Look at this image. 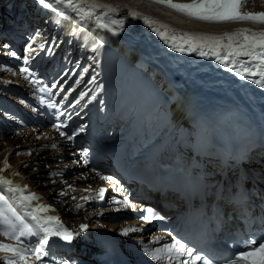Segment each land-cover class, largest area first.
I'll use <instances>...</instances> for the list:
<instances>
[{
  "label": "snow or ice",
  "instance_id": "obj_1",
  "mask_svg": "<svg viewBox=\"0 0 264 264\" xmlns=\"http://www.w3.org/2000/svg\"><path fill=\"white\" fill-rule=\"evenodd\" d=\"M36 2L44 9L50 10L58 25L62 22H70L73 25L71 33L73 36L84 34V43L81 47L87 48L90 46L93 51H98L104 46V37L94 34L78 24L77 20L68 14L69 9L75 11L81 21L92 19L97 29L110 32L113 35H117L123 28L124 21L112 17V14L117 11V7L103 3L101 0H36ZM153 2L175 10L184 17L200 21L226 23L252 20L264 24V12L242 13L239 10L244 0H188L184 3L174 2V0H153ZM97 9L100 11L97 12ZM129 15L137 16L138 13L135 10H130ZM144 20L149 23L148 17H144ZM158 23L159 27L156 26ZM150 26L157 36L173 51L196 53L201 57L214 58L225 69L233 72L241 79L250 80L261 89H264V30L255 31L241 28L221 34L178 32L176 29L169 31L166 24L154 20L150 22ZM4 47L7 48V45ZM54 47V44L40 45V48L48 53H51ZM28 49L31 52L32 46L28 45ZM9 54L13 57L17 55L15 52ZM23 60L24 63L19 68V72L33 86V93L41 94L40 103L42 105L57 108L58 103H63V101L51 102L53 89L59 88L64 94V99L68 98L69 93L76 91L75 87L65 91L63 83L60 82L51 83L50 86L45 85L44 81L37 78L36 73L27 67L29 56H25ZM96 62L99 63V61ZM87 71L88 69L85 68L84 72ZM82 77L83 74L81 73L80 78L75 80L76 85L82 83ZM93 84H96L95 75L87 81V85ZM101 91L102 86L96 84L95 88L80 91L78 98L72 103L79 104L85 100L90 103L97 99V94ZM63 116L64 113H61V117ZM67 125V119H58L53 127L62 137L66 136L68 140H72L78 132L84 131V128L80 127L74 129L69 135L62 131ZM84 162L86 164L87 160L85 159ZM4 166L5 168L9 167L7 159ZM100 178L107 181L113 180L111 176H100ZM85 191L89 192L90 195H97L91 189H85ZM105 191L101 188L98 195L102 198ZM26 192H28L27 185L21 187L14 184L12 180L0 176V235L15 241V243L0 242V264H47L51 255L49 242L52 238H59L61 241L70 244L75 237H78L89 227L81 223L78 232L70 231L61 222L59 216L46 215L50 210L54 211L51 205L37 204L32 206L31 202L38 200L39 197L30 192L25 194ZM9 195L11 201L21 205L26 210L22 212L15 207L6 198ZM60 195H65V193L61 192ZM75 199L73 197V200ZM81 199L87 200L89 196L85 195ZM124 202L127 203V198ZM76 207L79 208L81 205H76ZM146 211L150 215L141 217L145 221L151 218L164 219V217L156 215L152 208H147ZM135 230L125 228L121 231V234L127 235L130 231ZM237 248L240 250L232 249L227 256L210 255L205 249L190 246L188 242L183 241L181 238L172 236L171 242L165 244L162 248H156L155 250L145 248V251L151 260L161 261L167 257L170 264L172 261H175L176 264H264V235L257 239L248 234L242 242H237ZM257 252L260 253V257L258 260H254L253 256ZM60 264H69V262L63 260Z\"/></svg>",
  "mask_w": 264,
  "mask_h": 264
},
{
  "label": "bare ground",
  "instance_id": "obj_2",
  "mask_svg": "<svg viewBox=\"0 0 264 264\" xmlns=\"http://www.w3.org/2000/svg\"><path fill=\"white\" fill-rule=\"evenodd\" d=\"M251 1L254 2L253 6L250 5ZM251 1L246 5V9L239 10L242 11V13L264 12V0ZM101 2L116 6L117 11L112 14V17L122 19L124 21L123 28L117 35L97 29L94 20L92 19H85L81 21L80 17L72 9L68 10V14L72 18L76 19L78 24H81L94 34L104 37L105 48L101 51L104 55L103 57L115 58V54L118 55L117 59L113 61V64L107 63L112 67L110 71L107 69V73L104 75L105 80H111L108 83V88L110 86L117 87L118 83L121 82L124 89V96L127 95L128 91H134L136 86L141 85L143 82L140 79L128 76V74L135 72V69L140 70L142 76L145 75L146 78H150V82L146 81L149 84L148 86L146 84H142L141 88L144 90L137 98L136 103L134 102L131 105L130 102L132 101L127 102L126 107L131 105L127 110V114L134 105L139 106V110L136 112V115L149 105L151 110L148 115H152L149 117L147 116L145 118L146 121L158 117L159 121L156 122L158 126L161 120L165 119V134H171L174 130L180 132L186 129L188 125V121L186 120L187 116L185 115L190 109L188 105L190 98L196 99L202 98L205 95H211L215 98L224 97V99L229 102H233L246 120L253 119L251 110L253 112L256 110L264 122V89H261L250 80L245 81L241 79L233 72L225 69L214 58L201 57L196 53L173 51L152 30L150 22L153 20L162 22L168 26L169 31L176 29L178 32L187 31L190 33L207 34L233 32L241 28L260 31L264 30V24L256 23L252 20L231 21L226 23L200 21L184 17L175 10L168 9L164 5L153 2V0H101ZM174 2L184 3L188 2V0H174ZM130 10H135L138 15H129ZM99 11L100 10L97 9V12ZM144 17L149 18V23L145 22ZM62 25L64 26L65 38L69 34L68 31L69 29H72L73 25L71 26L70 22H62ZM156 26L159 27V23ZM78 43L81 46L84 42ZM101 52L98 50V54H101ZM153 52H158V54L160 53L162 56L157 58L152 57L151 54H153ZM104 63L106 65V62ZM175 65L177 68H175ZM174 75H178V84H175V81H173ZM141 79H143V77ZM137 90L139 89L137 88ZM159 93H163L161 98H157V95H154ZM163 98H166L168 108H161L159 106V102L162 101ZM154 101H158V106L154 103ZM156 129L157 127L153 128V133L157 132ZM59 141L65 146V148H68L66 138H60ZM70 155L77 156V153L71 152ZM80 167L89 168L84 162L80 163ZM47 176L49 177L50 175ZM100 176L102 175L88 169L86 178L88 180H93L92 183H95L96 185L93 186L94 190L92 192L98 194V191L101 188L109 186L110 191L108 193H111L108 194L106 203H101L96 200V205L99 206L96 208L95 214L100 208L111 210L116 205L125 207L135 205V203L131 200L125 203L124 193L114 187V185L110 184L109 181L101 179ZM45 177L46 176L44 175V178ZM13 182L16 185H22L21 178H13ZM52 194L53 193H49V198H51V200L56 199L53 197L54 195L52 196ZM145 194L149 195L148 192L140 194V199L142 201H147ZM82 200L83 199H81V201ZM10 202H12L14 206L19 208L22 212L26 210L21 207V205H17L13 201ZM64 202L65 207H56V205L54 206L50 203L45 196L33 201L31 204L32 206L37 204L51 205L54 211L50 210L46 213V215L59 216L64 226H78L82 223V221H79V217H81V214L83 213L76 211H80V209L86 210V206H81L78 209H75V205L71 206V197ZM91 207L92 206H89V208ZM72 213L75 217H71ZM86 214H84L86 215L84 220L90 221V226L100 227H105L107 224L104 220H112L115 215L123 216L121 214L114 213L113 216L103 215V217L98 218L95 215L93 216V211L92 213ZM151 226L152 225H147L145 232H143L140 230V222L128 223L125 219L121 220V222L117 221L110 223L109 228L120 234L123 238L124 247L133 256V258L139 260L140 256L146 253L145 248L150 249V245L154 244L155 237L162 236L161 233L149 232ZM123 228L136 230L128 236H125L121 234ZM73 243H76V241L74 240ZM81 251H85L83 245L81 247ZM73 255L76 257L84 256L83 253L81 255L73 253Z\"/></svg>",
  "mask_w": 264,
  "mask_h": 264
},
{
  "label": "rangeland",
  "instance_id": "obj_3",
  "mask_svg": "<svg viewBox=\"0 0 264 264\" xmlns=\"http://www.w3.org/2000/svg\"><path fill=\"white\" fill-rule=\"evenodd\" d=\"M250 1L251 0H244V3L242 7H240V9L242 10L246 9V5ZM253 4L254 2L251 1L250 5L253 6ZM13 5L14 7L17 8L19 21H23L29 24L31 23L29 19L32 18V20L36 24L32 26V29L31 26H27V28L24 29L23 32L17 34L18 37L24 38V41L21 43L22 48L20 53H18L13 48L12 50L10 49L8 50L7 48H5L4 47L5 39L0 36V50L3 52V53L0 52V88H3V86L8 88H16L19 89L21 93L26 92L24 88H27L28 90H30V92L33 93V86L28 81H26L19 72V68L24 63L23 58L27 56L26 52L29 51L28 45H31L33 43H39L40 45V43H42L46 39V43H50V44L53 43L56 46L59 41L61 32H63V30L62 27L59 28L57 25L54 26L53 28L50 26L49 21H51V23L54 22L55 20L54 15L51 16L52 14H47L43 18L40 17V13L38 12V7L40 5L36 2V0H0V8H3L6 12L3 15V17H0V33L2 32L3 27L7 28L9 26L10 27L13 26L12 19L8 15L11 14V9ZM41 8L43 7L41 6ZM35 12H37V14ZM83 36L84 34H78L76 36H73L71 34L69 37H72L71 39H73V42L75 44L76 42H84ZM37 47L38 46L36 45L32 46V48H37ZM79 47L83 52L86 51L84 53L79 51L78 57H80L81 60H85L86 62L90 61L92 58L93 59L96 58V61L100 60L99 63L96 62V64H99L98 67L99 69L96 67L93 68V70H95L94 72H97L98 75L100 76L106 75L107 69L110 71V69L112 68L111 65L107 63L113 64V61L116 60L118 57L117 54H115V58L103 57L104 55L101 51L104 50L105 45L99 49L101 54H98V51H93L90 46H89L90 48L88 47L85 49V47H81L79 44L78 48ZM10 52H15L17 55L13 57L9 54ZM32 52L33 51L30 52V58L32 54H34ZM55 52L56 50L50 54L49 58H47L46 62L41 66L42 69H40L41 73L45 72L47 75H50L51 78L54 79L53 83H55V81L58 80L55 78L56 70L54 69V66H51V64H49L45 69L44 67L47 64L48 60H50L51 57L53 58ZM58 55H60V53ZM58 55L56 56L55 59L56 61L58 59L57 58ZM151 55L152 57L155 58L162 56L160 53L158 54V52H153V54ZM104 62H106V65ZM29 68L31 69V67ZM175 68H177L176 65ZM32 71H37V70L36 68H33ZM58 76H60V74H58ZM128 76L143 81V79H141L143 76L140 70L135 69V72L128 74ZM63 79H64L63 83H65V81L67 82V80H65V77H63ZM97 79H99V77H97ZM178 80L179 79L174 80L175 84L179 83ZM146 81L150 82V78L149 79L147 78ZM146 81H143L141 85H137L136 89L134 90L131 96H127L126 98L118 97V100H120L122 103L125 102L123 108L126 107L128 101H132L130 102V104L133 103L134 101L136 103V100L139 97V95L137 94L138 92H136V90L138 88L142 92L144 90L143 88H141L142 84H146L147 86L149 85L148 82ZM99 83L100 81L98 80L96 84ZM96 84L95 86H93V88L96 87ZM107 86L108 83H104L102 85L103 92L101 97L102 103L100 101V108H102L103 111L106 108H109L113 103L109 99L111 96V92L110 90L107 89L108 88ZM112 87L115 88L116 86L115 87L112 86ZM3 93L6 94V90L3 91ZM7 96H9L11 99H16L19 96V94L18 92L9 89V95ZM2 100L6 102H10L9 99H7L4 95L0 94V101ZM166 101H167L166 98H163V100L160 101L159 103L160 104L165 103V108H168V104ZM134 106L133 108L135 109L139 107L138 105H134ZM149 134H150V139H152L157 135V133H153V129L149 132ZM60 138H66V136L62 137L58 131H56L54 128H50V126L37 128V129L26 128L21 130L11 129V130L0 131V169H2V171H0V176H3L12 181L13 178L15 179L21 178L22 179L21 187L25 185L28 186V192H26L25 194H28L29 192L34 193L39 198L46 196L48 201H50V203H52L54 206L56 205V207L58 206L65 207L64 201H67L70 197L72 199L71 206L76 202L81 201V197H79V195L83 192H86L85 189H91V191H93L94 190L93 186L96 185L95 183H92L93 180H88L86 178L89 168L80 167V163L78 159H75L74 156L70 155L71 152H77V150L70 146L69 140L67 138H66L67 139L66 142L68 144V148H65V146L60 143L59 141ZM53 145H55V147H53ZM6 159L9 165V167L7 168H5L4 166V162ZM44 175L46 176L45 178ZM47 175L50 176L48 177ZM69 185H71V187H69ZM61 192H64L65 195L60 196ZM49 193H53L52 196L54 195L53 197H55L56 199L51 200V198H49ZM95 196L97 197V195ZM73 197L75 198L79 197L80 199L76 198L75 200H73ZM6 198H8L9 201H11L10 195L7 196ZM31 203H33V201ZM114 207H118V206H114ZM75 209L78 208L75 206ZM88 211L89 209H87L86 211H79V210L76 211L83 213L81 214V217H79V221L91 223L90 221L84 220L87 215L86 213H89ZM121 215H123L124 218H121L123 216L115 215L112 220H108V221L104 220V222L107 223L105 227H109L110 223L112 222L113 223L117 221L121 222V220H125V219L128 221L130 220L127 215L125 214H121ZM71 217H75L73 213L71 214ZM154 228L155 226L152 225L149 232H152ZM33 240H35V238H33ZM0 242L15 243V241L9 240L3 235H0Z\"/></svg>",
  "mask_w": 264,
  "mask_h": 264
}]
</instances>
